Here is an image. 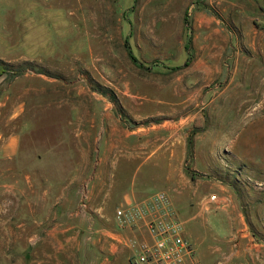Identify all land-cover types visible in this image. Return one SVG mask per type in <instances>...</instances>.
Segmentation results:
<instances>
[{"label":"rangeland","instance_id":"1","mask_svg":"<svg viewBox=\"0 0 264 264\" xmlns=\"http://www.w3.org/2000/svg\"><path fill=\"white\" fill-rule=\"evenodd\" d=\"M262 8L0 0V143L18 142L0 160V264H99L141 185L170 195L201 264H264Z\"/></svg>","mask_w":264,"mask_h":264},{"label":"built area","instance_id":"2","mask_svg":"<svg viewBox=\"0 0 264 264\" xmlns=\"http://www.w3.org/2000/svg\"><path fill=\"white\" fill-rule=\"evenodd\" d=\"M226 198L208 196L204 204L221 206ZM118 229L144 228L142 238H129L125 245L132 252L129 264H201L196 250L184 235L171 197L156 191L138 200L125 199L114 215Z\"/></svg>","mask_w":264,"mask_h":264},{"label":"crops","instance_id":"3","mask_svg":"<svg viewBox=\"0 0 264 264\" xmlns=\"http://www.w3.org/2000/svg\"><path fill=\"white\" fill-rule=\"evenodd\" d=\"M257 41H259V39ZM258 63L264 64V61L261 60ZM179 129L180 128L172 129V131L169 133L170 134L169 138L179 136ZM4 141L0 143V160L12 159L16 155V152L18 150L17 139L11 135L9 139L6 140V142ZM175 146L176 145H174L173 143L171 144V146H168L166 148L167 151L169 152L168 153L169 155H168V163H167V178L164 180V183L168 185L169 192H172L176 196H179L182 194L181 188L183 187L185 182H187L186 178L185 179L182 178L183 174L181 173L182 163L184 161L186 151H185V147L181 146L177 154ZM176 154L177 156L175 159ZM174 172H176L175 174L177 175L176 179L173 177ZM216 188H218L219 191L220 190L223 191V188L220 186H216ZM146 195H148L146 193V189L143 188V185H141L139 188L128 192V194L125 195L126 196L125 199L138 200L142 197H145ZM116 231H117L116 235H107L105 237L103 243V248H104L103 250L105 251V254L102 255V257H100L101 260L99 264H129V257L132 252L124 244L125 241L129 238H134V237L142 238L143 236L146 235L145 229L141 227L131 230L118 229ZM113 242H116V244H114Z\"/></svg>","mask_w":264,"mask_h":264},{"label":"trees","instance_id":"4","mask_svg":"<svg viewBox=\"0 0 264 264\" xmlns=\"http://www.w3.org/2000/svg\"><path fill=\"white\" fill-rule=\"evenodd\" d=\"M262 10H264L263 8H262ZM185 21H186V19H184ZM129 57L131 58V60L134 62V63H136V59L131 55V53L129 52ZM2 72H4V69L2 68V67H0V73H2Z\"/></svg>","mask_w":264,"mask_h":264}]
</instances>
